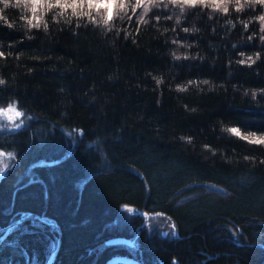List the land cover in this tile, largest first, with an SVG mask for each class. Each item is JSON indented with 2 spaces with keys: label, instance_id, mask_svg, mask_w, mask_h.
Returning <instances> with one entry per match:
<instances>
[{
  "label": "trees",
  "instance_id": "trees-1",
  "mask_svg": "<svg viewBox=\"0 0 264 264\" xmlns=\"http://www.w3.org/2000/svg\"><path fill=\"white\" fill-rule=\"evenodd\" d=\"M130 15L137 42L121 32L114 47V33L75 21L33 39L0 25V104L15 98L29 117L0 131V149L15 152L0 179V263L264 264V143L222 131L264 139V92L243 94L264 89V46L233 49L241 27L229 34L201 14V33L179 38L203 59L173 63L167 36ZM254 51L251 68L235 63ZM189 79L214 90H172ZM117 237L134 246L106 244Z\"/></svg>",
  "mask_w": 264,
  "mask_h": 264
},
{
  "label": "clouds",
  "instance_id": "clouds-1",
  "mask_svg": "<svg viewBox=\"0 0 264 264\" xmlns=\"http://www.w3.org/2000/svg\"><path fill=\"white\" fill-rule=\"evenodd\" d=\"M257 6H260L262 10L257 12ZM194 9H199V13L194 14L191 23L185 26L189 14ZM154 11H164L168 15L166 17L152 15ZM249 11L257 14L244 17L243 14ZM13 13H15L14 16ZM130 13L135 16L138 26L151 25L161 36H167L164 42L171 45L167 50V55L173 63L203 59L198 52H192L193 48L199 46L198 42L179 38V33L187 35L201 33L202 29L197 23L201 14L205 15L208 21H216L220 27L227 28L229 34L238 25L241 27L240 39L233 42V49H236L245 40L251 42L257 38L259 44L264 46V0H115L114 5L102 7L95 5L90 7L89 0H0V25L9 29L21 30L28 39L34 38L33 30L42 31L47 36L50 33V26H67L75 21L77 28L82 25H91L102 37H108L114 33L115 38L109 40V44L113 47L121 32L124 33L125 41L132 37V43L135 44L137 42L135 37L125 26L126 23H131ZM225 17L227 19H224ZM161 20L170 21L171 27L162 25ZM252 25H256L257 30L245 36L244 34L249 33ZM137 31H139V27ZM215 32L216 27H212V33L215 34ZM238 55L240 58L235 63L246 65L249 68L261 59L260 51L240 52ZM0 56H3V52H0ZM153 80L157 86L164 83L162 76H153ZM6 83V79L0 76V86H4ZM194 85L209 86L210 91L215 87L209 79L200 81L189 79L175 85L172 90L177 93H187ZM260 92H264V89H245L243 94L251 95V98L255 100ZM10 110L19 114L17 120L25 117L26 110L19 106V101L15 98L6 104H0V118L5 117V114ZM232 129L237 128L226 127L222 128V131L233 133ZM239 136L240 139L251 140L256 136V133H239ZM181 139L184 138L181 137ZM260 141L264 143V139ZM0 155L14 156L15 152H5L0 149Z\"/></svg>",
  "mask_w": 264,
  "mask_h": 264
},
{
  "label": "rangeland",
  "instance_id": "rangeland-1",
  "mask_svg": "<svg viewBox=\"0 0 264 264\" xmlns=\"http://www.w3.org/2000/svg\"><path fill=\"white\" fill-rule=\"evenodd\" d=\"M9 116L12 118L9 119ZM29 123V117L25 114V117L21 120H17V116L14 114V112H9L6 114L5 117L0 118V131L1 132H14L21 129H24L28 126ZM243 133V132H239ZM253 140H261V138L253 137L249 141ZM13 155H0V167L2 169H7L9 165L13 162Z\"/></svg>",
  "mask_w": 264,
  "mask_h": 264
},
{
  "label": "water",
  "instance_id": "water-1",
  "mask_svg": "<svg viewBox=\"0 0 264 264\" xmlns=\"http://www.w3.org/2000/svg\"><path fill=\"white\" fill-rule=\"evenodd\" d=\"M131 214L132 215H143V216H148L146 213L140 212L136 209H132L131 210ZM107 245H111V246H116V245H129L131 247L134 246V241L130 240V239H126V238H113L109 241H107L106 243ZM54 256L51 259V262L53 261ZM106 264H141L139 261H137L136 259L132 258V257H128V256H116L111 258Z\"/></svg>",
  "mask_w": 264,
  "mask_h": 264
},
{
  "label": "snow or ice",
  "instance_id": "snow-or-ice-1",
  "mask_svg": "<svg viewBox=\"0 0 264 264\" xmlns=\"http://www.w3.org/2000/svg\"><path fill=\"white\" fill-rule=\"evenodd\" d=\"M115 4V0H89V6H98V7H102V6H106V5H114ZM11 112V110H10ZM16 116L19 115L18 113H14ZM6 115V114H5ZM12 117L9 116V119H11ZM232 132L234 134L239 135V131L237 129H232ZM253 143H262L260 140H253L251 141Z\"/></svg>",
  "mask_w": 264,
  "mask_h": 264
},
{
  "label": "flooded vegetation",
  "instance_id": "flooded-vegetation-1",
  "mask_svg": "<svg viewBox=\"0 0 264 264\" xmlns=\"http://www.w3.org/2000/svg\"><path fill=\"white\" fill-rule=\"evenodd\" d=\"M3 170L4 171H0V179L3 177V175H4V177L6 175L7 170L6 169H3Z\"/></svg>",
  "mask_w": 264,
  "mask_h": 264
},
{
  "label": "bare ground",
  "instance_id": "bare-ground-1",
  "mask_svg": "<svg viewBox=\"0 0 264 264\" xmlns=\"http://www.w3.org/2000/svg\"><path fill=\"white\" fill-rule=\"evenodd\" d=\"M1 264V263H0Z\"/></svg>",
  "mask_w": 264,
  "mask_h": 264
}]
</instances>
